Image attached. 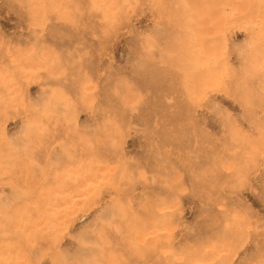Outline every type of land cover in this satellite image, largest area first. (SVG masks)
Here are the masks:
<instances>
[{"label": "rangeland", "instance_id": "obj_1", "mask_svg": "<svg viewBox=\"0 0 264 264\" xmlns=\"http://www.w3.org/2000/svg\"><path fill=\"white\" fill-rule=\"evenodd\" d=\"M0 264H264V0H0Z\"/></svg>", "mask_w": 264, "mask_h": 264}]
</instances>
